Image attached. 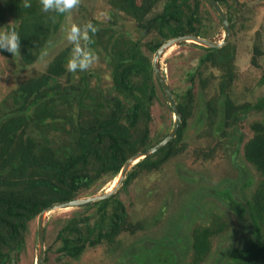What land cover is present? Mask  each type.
<instances>
[{
	"label": "trees",
	"instance_id": "obj_1",
	"mask_svg": "<svg viewBox=\"0 0 264 264\" xmlns=\"http://www.w3.org/2000/svg\"><path fill=\"white\" fill-rule=\"evenodd\" d=\"M201 1L107 0L113 17L123 13L145 33L159 35L145 43L151 53L165 40L185 34L210 39V25L201 21ZM217 1L222 7L227 5L226 0ZM225 13L231 29L233 15ZM64 14L42 12L39 0H32L29 8L22 7V0H0V26L11 23L20 33L19 53L12 55L0 49V56L10 65L11 75L22 77L0 101V264L16 263L14 256L22 247L28 222L41 210L54 202L76 198L81 190L98 182L107 183L117 176L127 158L145 151L167 134L157 139H151L149 134L150 105L157 91H164L153 72L152 58L142 52L139 40L118 32L112 25L88 19L98 29L88 46L101 53L110 65L111 86L107 90L98 81H91L92 72L67 71L70 44L49 51L50 37L58 31ZM192 45L202 51L196 65L186 71L188 85L182 94L171 90L180 114L176 133L134 163L121 187L127 186L137 173H153L180 154L186 146L184 136L191 117L203 130L226 140L236 137V151L242 143V157L259 173V180L249 198L243 195L245 201L233 196L229 189L220 191L240 224L251 227L249 244L233 249L225 264H264V93L252 99L246 95V88L236 90L235 50L229 41L220 47ZM48 51L45 68L34 72L33 65ZM261 55L255 44L250 59L253 66H258ZM258 83L264 84V72ZM201 95L205 97L203 108L195 103ZM194 110L197 116H193ZM248 112L260 113L263 118L249 123L251 135L243 141V135L235 130ZM214 150L215 146L194 152L207 159ZM116 193L85 203L96 206L93 216L72 217L58 229L56 239L62 256L77 260L87 247L101 243L111 246L121 232L134 234L144 229L143 222L128 220ZM224 228L223 224L193 228L191 264L204 260L210 237ZM180 241L178 237L176 242ZM157 243L138 248L120 264H174L176 254L168 262L155 249ZM177 244L174 246L178 248ZM186 248L182 244L178 249Z\"/></svg>",
	"mask_w": 264,
	"mask_h": 264
},
{
	"label": "rangeland",
	"instance_id": "obj_2",
	"mask_svg": "<svg viewBox=\"0 0 264 264\" xmlns=\"http://www.w3.org/2000/svg\"><path fill=\"white\" fill-rule=\"evenodd\" d=\"M226 1L227 5L222 8L234 18L233 28H229L227 41L235 50L238 76L236 90L242 92L246 88V95L255 99L264 93V84L258 83L264 72V0ZM109 10L111 7L107 0H80L77 7L64 14L58 31L50 37L49 51L51 48L59 49L69 44L66 33L72 24L83 25L88 19L93 18L102 25H112L113 29L133 40L138 39L142 52L153 58V53L147 49L145 43L160 38L159 35L155 32L147 34L137 27L132 17L120 12L113 17ZM200 11L201 21L210 25V39L221 41L224 29L216 12L204 0L200 3ZM112 20H115V23H112ZM192 43L194 42L190 40L174 43L157 59L159 71L164 75L171 90L178 94H182L187 87L186 71L196 65L202 51ZM255 44H258L262 51V55L257 59L258 66H253L250 62ZM49 51L33 65L34 72H40L45 68ZM94 52L97 59L87 70L93 73L90 79L92 82L98 81L101 86L109 90L110 65L101 58V53ZM11 71L10 65L0 56V101L22 78L20 74L17 77L11 75ZM203 99L205 97L202 95L195 98L199 108H203ZM149 110L151 116L148 123L149 134L151 139H157L159 135L170 131L174 121L163 92L157 91ZM195 113L196 110L193 116H197ZM262 118L260 113L248 112L236 126L235 132H240L245 141L251 135L249 123ZM193 119L194 117H191L188 120V129L184 136L186 146L180 154L153 173H137L127 186L120 185L117 188L116 197L124 204L128 220L143 222V230L134 234L123 231L111 246L101 243L94 248L87 247L79 259L75 260L62 256L58 251L60 242L56 239V233L65 221L72 217L81 214L93 216L96 206L83 203L50 210L43 218L42 264H120L138 248L148 246L152 242H158L155 249L160 250L168 262L172 254H176V260L172 263L191 264L190 244L193 228L206 225L217 227L223 224L225 228L210 237L209 252L198 264H225L233 249L248 245L251 227L240 224L239 217L227 204L224 199L225 194H220V191L229 189L233 196L245 201L243 195L246 198L250 197L259 180V173L243 159L240 151L242 143L237 147L240 149L236 151V137L231 140L221 138L213 131L199 128ZM213 146L215 150L207 159H202L194 152L197 148L208 150ZM131 166L128 170H131ZM113 180L114 178L109 179L104 184L98 182L89 189L81 190L76 198L101 194L109 189ZM245 183L246 186L243 185ZM36 220L33 218L28 222L22 247L18 256H14L15 264H36L39 251ZM178 237L181 238L180 242H176ZM159 242L164 245H160ZM175 243H178V248H181L182 244H186L187 248L181 251L175 247L176 245L174 246ZM146 256L148 257V254L144 257Z\"/></svg>",
	"mask_w": 264,
	"mask_h": 264
},
{
	"label": "water",
	"instance_id": "obj_3",
	"mask_svg": "<svg viewBox=\"0 0 264 264\" xmlns=\"http://www.w3.org/2000/svg\"><path fill=\"white\" fill-rule=\"evenodd\" d=\"M206 1L212 6V8L215 10L216 14L218 15V17L220 18V20L222 22V26L224 29V36L221 39V41L217 42V41H212L210 39L200 37L197 35L185 34V35H181V36H177V37H173V38H169V39L165 40L153 53V58H152L153 72H154L156 79L159 81L160 86L162 87V89L165 93V96L168 100L169 107L173 113L174 121H173L172 128L170 129V131H168V133L161 140L154 143L151 147H149L145 151L137 152L134 155L127 158L125 160V162L123 163L122 167L120 168L117 176H116L117 177L116 183L114 184V186L110 190L105 191L101 194H93V195H90V196L85 197V198H73L70 200L54 202L51 205H49L48 207L41 210L36 217V219H37L36 220V237H37V241H38V245H39V251H38L36 264H42V261L44 258L43 218H44L46 212L53 210V209H56V208H60V207L79 205V204H83V203H87V202L101 200L103 198L108 197L109 195H111L112 193H114L116 191L118 186H120L122 184V181L125 177V174L131 165L136 163L140 158H143L144 156L154 152L155 150H157L158 148L163 146L168 140L173 138V136L175 135L178 124L180 122V114L176 108V102H175V99L173 97L172 91H171L168 83L166 82V80L161 75V73L158 69L157 59H158L159 55L162 54L172 44L180 42L182 40H190V41H193L195 43L202 44V45L208 46V47H220L227 42V38L229 35V23H228V20H227V17H226L224 10L220 6V4L217 2V0H206Z\"/></svg>",
	"mask_w": 264,
	"mask_h": 264
},
{
	"label": "clouds",
	"instance_id": "obj_4",
	"mask_svg": "<svg viewBox=\"0 0 264 264\" xmlns=\"http://www.w3.org/2000/svg\"><path fill=\"white\" fill-rule=\"evenodd\" d=\"M79 3L80 0H39L40 10L44 13H67L71 9L77 7ZM31 6L32 0H22V7L29 8ZM97 30V26L94 25L91 20H88L83 25L74 23L70 26L66 33V40L71 45L70 55L66 59V68L68 72H76L77 70L81 72L86 71L96 61V53L87 45L90 43L92 35H94ZM81 42L84 43L82 44ZM19 47L20 33L16 27L11 23H9L7 27L0 26V49L6 50L13 55L19 53Z\"/></svg>",
	"mask_w": 264,
	"mask_h": 264
},
{
	"label": "bare ground",
	"instance_id": "obj_5",
	"mask_svg": "<svg viewBox=\"0 0 264 264\" xmlns=\"http://www.w3.org/2000/svg\"><path fill=\"white\" fill-rule=\"evenodd\" d=\"M174 47V46H173ZM163 56V55H162ZM114 178V177H113ZM116 180H117V177H115L114 178V180L112 181V184H110V186H109V189L108 190H110L113 186H114V184L116 183ZM108 190H106V191H108ZM56 210V209H55ZM53 211V210H52Z\"/></svg>",
	"mask_w": 264,
	"mask_h": 264
}]
</instances>
